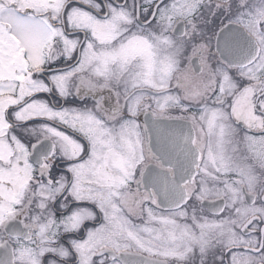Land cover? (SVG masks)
Listing matches in <instances>:
<instances>
[{
	"label": "snow or ice",
	"instance_id": "obj_1",
	"mask_svg": "<svg viewBox=\"0 0 264 264\" xmlns=\"http://www.w3.org/2000/svg\"><path fill=\"white\" fill-rule=\"evenodd\" d=\"M0 264H264V0H0Z\"/></svg>",
	"mask_w": 264,
	"mask_h": 264
},
{
	"label": "flooded vegetation",
	"instance_id": "obj_2",
	"mask_svg": "<svg viewBox=\"0 0 264 264\" xmlns=\"http://www.w3.org/2000/svg\"><path fill=\"white\" fill-rule=\"evenodd\" d=\"M220 23V21L219 20H217L216 21V24H219ZM245 42H246V46H247V48H248V51L250 52L251 51V45H250V43L247 41V38L245 37ZM244 57H243V55H241L240 56V59H243Z\"/></svg>",
	"mask_w": 264,
	"mask_h": 264
}]
</instances>
